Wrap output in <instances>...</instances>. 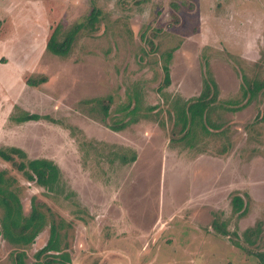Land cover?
I'll return each instance as SVG.
<instances>
[{
	"label": "rangeland",
	"instance_id": "obj_1",
	"mask_svg": "<svg viewBox=\"0 0 264 264\" xmlns=\"http://www.w3.org/2000/svg\"><path fill=\"white\" fill-rule=\"evenodd\" d=\"M76 25L66 55L46 48L52 28L62 37ZM163 63L170 82L159 89ZM209 77L215 101L172 140ZM30 112L39 117L19 120ZM11 145L56 163L64 191L0 157L24 213L32 201L53 213L28 245L0 235V264L18 249L34 260L51 217L70 259L60 264H259L232 232L244 242L260 221L264 250V0H0V147Z\"/></svg>",
	"mask_w": 264,
	"mask_h": 264
},
{
	"label": "trees",
	"instance_id": "obj_2",
	"mask_svg": "<svg viewBox=\"0 0 264 264\" xmlns=\"http://www.w3.org/2000/svg\"><path fill=\"white\" fill-rule=\"evenodd\" d=\"M98 10L93 8L87 16V22L91 27L97 20ZM80 25L74 26L70 32L59 37L57 28H52L51 33L46 40V48L56 54H67L76 38L77 31ZM166 64V65H164ZM164 76L159 89L170 82V69L167 63H163ZM46 75H40L38 78L28 77V84H38L46 81ZM261 87V85H260ZM256 90L250 89V95H254ZM217 95L216 83L209 77L205 87L201 92L190 98L185 104L184 110H180L178 117L180 128L177 127V121L173 122L171 131V139L186 136L189 133L188 127L196 116H203L205 110L215 101ZM98 103L102 112L108 115L110 104L112 103V95L99 96ZM189 116V117H188ZM39 116L36 113H26L20 117V121L37 119ZM189 120L190 123H189ZM189 123V124H188ZM182 125V126H181ZM113 129L124 127V123L113 122ZM187 128V129H186ZM0 157L10 161L11 164L21 172L27 180L34 181L36 184L50 190L54 193L64 191L61 185V172L59 167L52 160L43 157H28L25 150L19 146L11 145L9 147H0ZM135 159L134 157L132 160ZM15 178L6 175V170H0V235L12 244L22 247L28 245L35 240V237L46 224V216L53 213L48 209L44 201L31 202V207L28 213H24L20 198L17 197L15 189L11 187V183L15 182ZM62 187V188H61ZM232 211L237 213V216L246 213V206L242 196L234 193L231 196ZM52 218L49 224V236L46 242L34 252V260L26 261V252L24 249H18L13 256V264H60L70 261L66 254V244L61 247L60 229ZM213 229L222 235L229 234L225 221H212ZM234 233V234H233ZM235 236L234 243L247 254H252L257 258L259 264H264V250L258 249V240L261 236V222L257 221L255 225L248 226L243 230L242 238L244 242L239 241L240 235L233 231Z\"/></svg>",
	"mask_w": 264,
	"mask_h": 264
}]
</instances>
